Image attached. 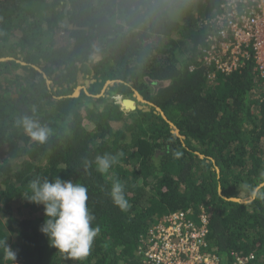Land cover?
Wrapping results in <instances>:
<instances>
[{
	"label": "trees",
	"instance_id": "obj_1",
	"mask_svg": "<svg viewBox=\"0 0 264 264\" xmlns=\"http://www.w3.org/2000/svg\"><path fill=\"white\" fill-rule=\"evenodd\" d=\"M227 1L0 0V60L11 58L0 62V236L16 264H77L40 232L43 206L21 196L57 176L88 187L101 229L83 264H147L149 231L181 211L197 225L207 215L221 263L264 264V199L251 195L264 194V77L252 59L227 71L204 61L228 30L217 22ZM136 91L144 109L113 99ZM24 116L51 129L44 144ZM105 152L123 154L112 174L86 172ZM112 175L126 211L107 195Z\"/></svg>",
	"mask_w": 264,
	"mask_h": 264
},
{
	"label": "built area",
	"instance_id": "obj_2",
	"mask_svg": "<svg viewBox=\"0 0 264 264\" xmlns=\"http://www.w3.org/2000/svg\"><path fill=\"white\" fill-rule=\"evenodd\" d=\"M223 8L226 15L218 16L221 26L228 24L222 32L223 39L212 36L205 49L204 61L215 64L217 69H237L246 60L252 59L264 77V0H228ZM226 35L231 38L225 40ZM197 225L189 212H175L149 231L147 264H223L220 258L209 251L206 237L207 215L201 216ZM143 249V248H142ZM234 264H247L239 257Z\"/></svg>",
	"mask_w": 264,
	"mask_h": 264
},
{
	"label": "clouds",
	"instance_id": "obj_3",
	"mask_svg": "<svg viewBox=\"0 0 264 264\" xmlns=\"http://www.w3.org/2000/svg\"><path fill=\"white\" fill-rule=\"evenodd\" d=\"M18 124L32 141L39 144H44L51 135V129L31 117H22ZM122 155L108 152L96 155L93 160L85 161V171L109 176ZM107 195L121 211L130 207L125 196V185L114 175ZM251 195L253 198L259 195L264 199V194L255 190ZM21 196L28 203L43 206L45 219L40 232L47 237L50 247L65 258L83 264L90 256L101 230L99 225L93 226L95 216L87 203L88 187L77 181L62 180L58 176L54 180L36 177L28 182ZM0 254L4 264H16L17 252L8 245V237L0 236Z\"/></svg>",
	"mask_w": 264,
	"mask_h": 264
},
{
	"label": "water",
	"instance_id": "obj_4",
	"mask_svg": "<svg viewBox=\"0 0 264 264\" xmlns=\"http://www.w3.org/2000/svg\"><path fill=\"white\" fill-rule=\"evenodd\" d=\"M65 14H67V10H65ZM64 26L65 27H69V28H74V26L73 25H71L70 23H69V20H68V18L66 17L65 19H64ZM11 58H6V59H1L0 60V62H2V61H7V60H10ZM81 79H82V77H81ZM76 95L75 96H78L79 95V93L77 92V93H75ZM135 97L139 100V101H142L143 103H145L146 101L143 99V97L136 91V93H135ZM122 104H123V107H124V110H126V111H128V112H130V111H135V110H137V109H144V107L143 106H141V105H137L136 104V101L134 100V99H132V98H125V99H123V102H122ZM158 110L159 111H161L159 108H158ZM170 124H171V126H174V124L172 123V122H170ZM175 133L176 134H180V132H179V130H175ZM264 185V184H263ZM232 201H235V202H239V203H245V201H242V200H240V199H231Z\"/></svg>",
	"mask_w": 264,
	"mask_h": 264
},
{
	"label": "rangeland",
	"instance_id": "obj_5",
	"mask_svg": "<svg viewBox=\"0 0 264 264\" xmlns=\"http://www.w3.org/2000/svg\"><path fill=\"white\" fill-rule=\"evenodd\" d=\"M50 83V82H49ZM106 88V87H105ZM81 89H83V90H85L86 89V86H84V83L82 82V84L76 89V91H75V93H79V91L81 90ZM86 91H88V90H86ZM136 93V92H135ZM76 94H74V96H75ZM113 99L116 101V100H118V103H121L122 104V102H123V99H125V97L123 96V95H121V94H119V93H116L115 94V96L113 97ZM128 99V98H127ZM134 100L136 101V104L137 105H142V104H140V103H138V102H141V103H143L142 101H139L136 97H134ZM122 108H123V110H124V107H123V104H122ZM126 111V110H125ZM126 112H128V111H126ZM241 200V199H240ZM245 202H248V201H245Z\"/></svg>",
	"mask_w": 264,
	"mask_h": 264
}]
</instances>
